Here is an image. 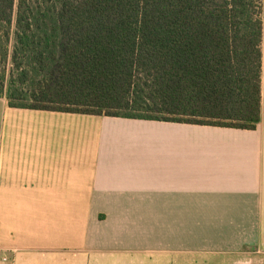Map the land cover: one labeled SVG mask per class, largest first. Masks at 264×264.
Listing matches in <instances>:
<instances>
[{"label": "crops", "instance_id": "0c3cea01", "mask_svg": "<svg viewBox=\"0 0 264 264\" xmlns=\"http://www.w3.org/2000/svg\"><path fill=\"white\" fill-rule=\"evenodd\" d=\"M262 19L254 130L14 108L0 98V264H193L259 244L264 0Z\"/></svg>", "mask_w": 264, "mask_h": 264}, {"label": "trees", "instance_id": "16d2710c", "mask_svg": "<svg viewBox=\"0 0 264 264\" xmlns=\"http://www.w3.org/2000/svg\"><path fill=\"white\" fill-rule=\"evenodd\" d=\"M263 0H0L9 107L254 130Z\"/></svg>", "mask_w": 264, "mask_h": 264}, {"label": "rangeland", "instance_id": "374dc122", "mask_svg": "<svg viewBox=\"0 0 264 264\" xmlns=\"http://www.w3.org/2000/svg\"><path fill=\"white\" fill-rule=\"evenodd\" d=\"M242 252L237 260H202L193 264H264V238L255 246H244Z\"/></svg>", "mask_w": 264, "mask_h": 264}]
</instances>
